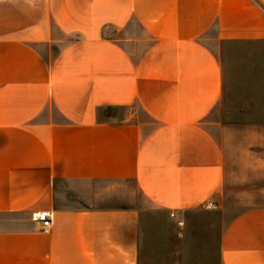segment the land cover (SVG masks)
I'll return each instance as SVG.
<instances>
[{"label": "crops", "instance_id": "1", "mask_svg": "<svg viewBox=\"0 0 264 264\" xmlns=\"http://www.w3.org/2000/svg\"><path fill=\"white\" fill-rule=\"evenodd\" d=\"M256 184L264 0H0V264H149L152 211L197 257L264 264V203L227 221L219 195Z\"/></svg>", "mask_w": 264, "mask_h": 264}, {"label": "rangeland", "instance_id": "2", "mask_svg": "<svg viewBox=\"0 0 264 264\" xmlns=\"http://www.w3.org/2000/svg\"><path fill=\"white\" fill-rule=\"evenodd\" d=\"M244 68L234 67L232 69V75H238L242 72ZM232 87V85H231ZM140 113L141 110L138 104H134L131 108L126 109H109L105 110L102 114L105 119L108 120H116L122 121L127 117L130 113ZM221 117H224L226 111L221 107L220 109ZM219 117L218 113L215 115ZM264 189V184H256L251 186H243V187H231L227 186L225 189H220L219 195L222 199V206L225 210H221L225 213L227 221L232 219L234 216L241 213L244 209L253 207L256 204L264 203V195H260V191ZM138 202L141 204L145 203L142 195H138ZM171 218L170 215L161 211H152L148 212L147 220L148 224L152 225V228L156 229L157 233V247L160 250H164L163 253L165 256H161L157 259L148 260L149 264H218L216 258H201L199 253L201 251L202 243H206V237L202 236H193V243L191 247L186 248L183 243V239L179 238L178 244H171L170 237V226L167 223L168 219ZM154 225V226H153ZM164 246V247H163ZM185 246V248H184ZM189 250L190 254L188 255L184 250ZM194 250V251H193Z\"/></svg>", "mask_w": 264, "mask_h": 264}, {"label": "built area", "instance_id": "3", "mask_svg": "<svg viewBox=\"0 0 264 264\" xmlns=\"http://www.w3.org/2000/svg\"><path fill=\"white\" fill-rule=\"evenodd\" d=\"M33 221L40 224L42 232H50L53 227V216L50 212H41L33 215Z\"/></svg>", "mask_w": 264, "mask_h": 264}]
</instances>
